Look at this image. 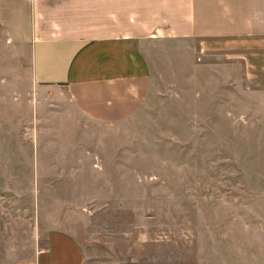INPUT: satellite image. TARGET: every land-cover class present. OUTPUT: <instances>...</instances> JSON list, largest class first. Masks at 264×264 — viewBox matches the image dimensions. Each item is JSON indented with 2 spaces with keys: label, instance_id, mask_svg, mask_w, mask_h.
<instances>
[{
  "label": "rangeland",
  "instance_id": "obj_1",
  "mask_svg": "<svg viewBox=\"0 0 264 264\" xmlns=\"http://www.w3.org/2000/svg\"><path fill=\"white\" fill-rule=\"evenodd\" d=\"M171 57L154 61L159 91L149 104L97 141V172L31 173L36 165L86 163L56 136H0V185L41 181L38 189L0 187V196L19 198V214L30 207L23 199L45 198L51 205L44 210L72 226L76 218L66 215L80 206L67 201H85L90 217L83 215L78 237L89 264H200L218 245L249 252L257 233L264 240L263 52L254 66L223 62L208 76L192 71L189 51ZM248 68L255 77L245 75ZM6 112L0 109V122ZM11 162L18 168L8 177L4 165ZM48 176L54 182L44 186Z\"/></svg>",
  "mask_w": 264,
  "mask_h": 264
},
{
  "label": "crops",
  "instance_id": "obj_2",
  "mask_svg": "<svg viewBox=\"0 0 264 264\" xmlns=\"http://www.w3.org/2000/svg\"><path fill=\"white\" fill-rule=\"evenodd\" d=\"M179 50L189 51L193 72L207 76L223 62L254 66L253 57L264 54V0H0V109L8 110L0 136H56L86 163L36 165L31 173L97 172V141L149 104L159 91L155 59L174 54L176 60ZM211 56L219 63L206 61ZM252 71L245 75L255 77ZM4 168L10 177L18 167ZM4 183L38 189L41 181ZM19 201L0 196V264H89L78 237L90 217L85 201H67L80 206L66 215L76 218L73 226L44 210L51 205L45 198L23 199L30 207L20 214ZM255 236L249 252L218 245L198 263L264 264V240Z\"/></svg>",
  "mask_w": 264,
  "mask_h": 264
}]
</instances>
